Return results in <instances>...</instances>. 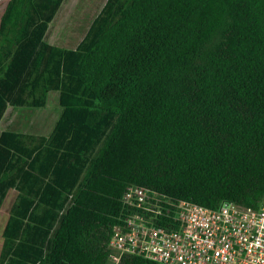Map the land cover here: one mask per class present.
I'll list each match as a JSON object with an SVG mask.
<instances>
[{
  "label": "trees",
  "instance_id": "trees-1",
  "mask_svg": "<svg viewBox=\"0 0 264 264\" xmlns=\"http://www.w3.org/2000/svg\"><path fill=\"white\" fill-rule=\"evenodd\" d=\"M62 1L0 15V120L61 109L46 136L0 133V264H110L131 187L264 207V0H106L74 49L44 41Z\"/></svg>",
  "mask_w": 264,
  "mask_h": 264
},
{
  "label": "built area",
  "instance_id": "built-area-1",
  "mask_svg": "<svg viewBox=\"0 0 264 264\" xmlns=\"http://www.w3.org/2000/svg\"><path fill=\"white\" fill-rule=\"evenodd\" d=\"M122 223L112 228L109 262L123 256L156 264H264V207L234 202L206 208L148 188L123 197Z\"/></svg>",
  "mask_w": 264,
  "mask_h": 264
},
{
  "label": "rangeland",
  "instance_id": "rangeland-1",
  "mask_svg": "<svg viewBox=\"0 0 264 264\" xmlns=\"http://www.w3.org/2000/svg\"><path fill=\"white\" fill-rule=\"evenodd\" d=\"M106 0H63L60 8L48 24L44 41L61 48L74 49L86 34L92 20L100 12ZM7 0H0V15ZM61 109L57 92H49L43 108H15L8 106L0 120L2 131H15L34 135H48ZM14 193H8L0 207V247L8 210Z\"/></svg>",
  "mask_w": 264,
  "mask_h": 264
}]
</instances>
